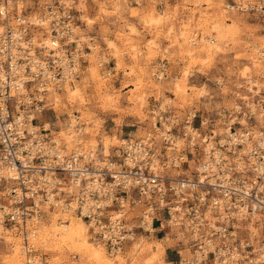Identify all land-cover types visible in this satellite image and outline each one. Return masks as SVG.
<instances>
[{
  "label": "built area",
  "instance_id": "obj_1",
  "mask_svg": "<svg viewBox=\"0 0 264 264\" xmlns=\"http://www.w3.org/2000/svg\"><path fill=\"white\" fill-rule=\"evenodd\" d=\"M19 1L0 0V227L23 237L28 262L34 222L63 209L88 222L112 254L138 233L176 229L191 254L173 264H264V246L255 245L264 242V127L241 123L235 109L225 136L211 129L202 152L176 153L179 118L154 116L150 133L113 152L69 147L41 115L52 106L50 88L62 90L80 73L70 0L34 15ZM196 116L185 121L190 147L201 135Z\"/></svg>",
  "mask_w": 264,
  "mask_h": 264
},
{
  "label": "rangeland",
  "instance_id": "obj_2",
  "mask_svg": "<svg viewBox=\"0 0 264 264\" xmlns=\"http://www.w3.org/2000/svg\"><path fill=\"white\" fill-rule=\"evenodd\" d=\"M58 1L19 2L20 7L34 15L45 3ZM69 3L76 26L72 47L80 50L81 69L68 87L65 85L57 90L58 94L51 95L55 102H49L52 106L41 119L50 122L52 133L70 147L78 146L79 140L95 148L103 145L101 150L105 153L113 152L123 139L150 133L154 116L179 118L174 130L176 153L194 148L201 151L206 147L203 138L210 135L211 129L216 139L225 136L226 123L236 121V113L230 117L235 109L241 123L254 124V130L264 127V54L258 50L264 49V0H70ZM214 41L220 50H215ZM71 85L78 86L81 92L72 103L67 91ZM194 113L197 115L194 125L201 135L196 134V140L191 141L196 147H190L189 137H184L183 132L190 131L185 121L192 119ZM70 125L80 132L77 137L67 135ZM53 211L48 210L44 221L38 224L32 263L28 262L22 236L2 229L0 264H168L162 243L187 242L176 229L167 235L138 233L121 253L112 254L92 227L87 226L88 222H84L92 242L89 245L103 252L99 259L71 243L41 242L38 230L42 224L50 231L60 224L56 221L58 215L50 213ZM9 233L18 236L22 243L6 235ZM163 234L165 238H157ZM258 244L264 246V242L255 243ZM190 252L188 248L183 250L187 256Z\"/></svg>",
  "mask_w": 264,
  "mask_h": 264
},
{
  "label": "bare ground",
  "instance_id": "obj_3",
  "mask_svg": "<svg viewBox=\"0 0 264 264\" xmlns=\"http://www.w3.org/2000/svg\"><path fill=\"white\" fill-rule=\"evenodd\" d=\"M185 30H187V29L185 28ZM183 37L184 38L186 37V34L185 33L183 34ZM43 40H45L46 43L49 46H51V47H54L56 45L55 43L52 42V39H50V38L43 39ZM213 43L215 44V47H214L215 50H220V48H221L220 45L217 44L215 41ZM258 50L261 51L262 54H264V49L263 48L260 47ZM190 52L193 53V48H192V50ZM262 58L264 59V56ZM70 84L71 83H67L66 84V87H68V85H70ZM178 86H179V84H178ZM66 87H65V90H66ZM250 88L253 89V87H250ZM178 89H179V91H183V89L180 88V87ZM67 91L69 93V98H68L69 101H71V103L72 102H76L77 101V96L79 95V93H81V92H79L80 91L79 87L76 86V85H73V86L71 85V87H69ZM254 91H256V90H254ZM56 93L57 94L59 93V91H57V89L50 88V90L48 92V95H47L49 102H51V103L53 102V104H54L55 101H54V98L51 97V95L56 94ZM55 100L57 101L56 98H55ZM59 101H60V99H59ZM53 107H54V105H53ZM50 125H51V123L48 122V121H46V126L47 127L48 126L50 127ZM76 130L77 129H76L75 126L70 125L69 131H67L68 132L67 135H69L71 137H74V136L77 137L80 132H77ZM237 133L238 134H241L242 133V130H238ZM65 135H66V133H65ZM74 140H76V139H74ZM76 141L78 143L76 145H80L82 147H86V148H88V146H91V147H94V148L96 147L94 145H88V146H86V145H83L82 142H80L79 140H76ZM67 144H69V143H67ZM117 145H115V146H117ZM211 145H212V143L209 144V146H211ZM68 146L70 147V144ZM97 146L100 147L99 145H97ZM102 149L104 150L103 145H102ZM50 213L57 214L58 215V218L56 217L57 218L56 221H60V224L55 225L52 228L53 231H50L51 229H49L45 224H42L41 223L42 225H41V227H39L38 233H39V238H40V240H41L42 243H48V242H50V243H71V244L80 246L81 249L82 248L83 249H86L88 252L92 253V255H94V257H97L99 259L102 257L103 252L100 250V248H97V247H94V246L91 247L89 245V243H92V242L89 241V237L87 236V226H88V224L86 223V221L83 218H81L80 216H75L71 212H69L67 210H63V209H56L55 212L53 211V212H50ZM54 219H55V217H54ZM41 221H44V220L41 219L39 221H35L34 222L35 223V227H32L31 228V232L28 235V237L32 241V244H35V243L38 242V237L36 235V231H37L38 224ZM84 222L87 224V226H85V223ZM2 229L3 228L0 227V232H1ZM1 234H2V232H1ZM6 235L9 236V237H12L14 239H20L18 236H14L13 234H10V233L9 234H6ZM20 243H22L21 239H20ZM16 252L17 251L15 250V253ZM15 257H17L16 254H15ZM32 261L33 260L31 259L30 263H32Z\"/></svg>",
  "mask_w": 264,
  "mask_h": 264
},
{
  "label": "crops",
  "instance_id": "obj_4",
  "mask_svg": "<svg viewBox=\"0 0 264 264\" xmlns=\"http://www.w3.org/2000/svg\"><path fill=\"white\" fill-rule=\"evenodd\" d=\"M165 237H166L165 235L162 236V238L161 236L157 235L158 239H163ZM162 244L164 245L163 257L165 259V262H167L168 264H173L175 261L179 259L180 254L183 253L184 248L181 243H175V244L162 243Z\"/></svg>",
  "mask_w": 264,
  "mask_h": 264
}]
</instances>
